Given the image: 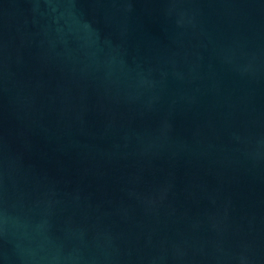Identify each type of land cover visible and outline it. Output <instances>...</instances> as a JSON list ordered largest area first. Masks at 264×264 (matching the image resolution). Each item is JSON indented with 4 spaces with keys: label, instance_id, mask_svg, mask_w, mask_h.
<instances>
[{
    "label": "water",
    "instance_id": "1",
    "mask_svg": "<svg viewBox=\"0 0 264 264\" xmlns=\"http://www.w3.org/2000/svg\"><path fill=\"white\" fill-rule=\"evenodd\" d=\"M0 264H264V0H0Z\"/></svg>",
    "mask_w": 264,
    "mask_h": 264
}]
</instances>
